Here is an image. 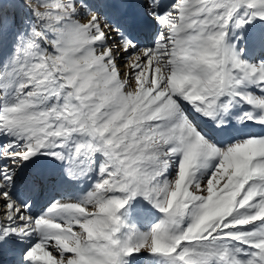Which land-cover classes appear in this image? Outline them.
<instances>
[{"label": "snow or ice", "instance_id": "obj_1", "mask_svg": "<svg viewBox=\"0 0 264 264\" xmlns=\"http://www.w3.org/2000/svg\"><path fill=\"white\" fill-rule=\"evenodd\" d=\"M254 127L264 0H0V264H264Z\"/></svg>", "mask_w": 264, "mask_h": 264}, {"label": "rangeland", "instance_id": "obj_2", "mask_svg": "<svg viewBox=\"0 0 264 264\" xmlns=\"http://www.w3.org/2000/svg\"><path fill=\"white\" fill-rule=\"evenodd\" d=\"M135 88V85H133V88H129V91H132ZM231 198L228 197L226 198L223 202H217L213 205L212 210H215V213L224 215L227 214V212L229 211V200Z\"/></svg>", "mask_w": 264, "mask_h": 264}, {"label": "bare ground", "instance_id": "obj_3", "mask_svg": "<svg viewBox=\"0 0 264 264\" xmlns=\"http://www.w3.org/2000/svg\"><path fill=\"white\" fill-rule=\"evenodd\" d=\"M170 175H175V169H170ZM141 263H143V262H141Z\"/></svg>", "mask_w": 264, "mask_h": 264}]
</instances>
